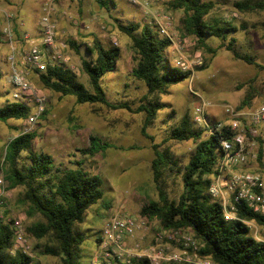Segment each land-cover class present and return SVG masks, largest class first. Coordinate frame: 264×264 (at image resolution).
I'll return each mask as SVG.
<instances>
[{
	"label": "rangeland",
	"instance_id": "obj_1",
	"mask_svg": "<svg viewBox=\"0 0 264 264\" xmlns=\"http://www.w3.org/2000/svg\"><path fill=\"white\" fill-rule=\"evenodd\" d=\"M18 1L0 0V15L14 12L17 15L16 27L22 33L40 31L45 0ZM203 1L213 4L205 21L237 28L226 40L218 36L207 37V43L216 49L215 53L202 47L195 36L186 34L183 27L185 12L181 8H173L170 0H138L137 3L114 0L107 6L102 5L100 0H55L53 19L57 24V39L68 44L65 65L92 90L82 61L83 58L96 56L88 51L94 38L98 37L108 47H118L117 66L103 76L102 84L110 102L125 106L113 108L100 102L79 103L75 96L63 95L45 87L39 79L40 75L30 71L31 83L49 98V102L44 114L31 127L27 118L0 121V178L4 181V185H0V200L4 201L3 212L8 210L9 216L21 218L24 226L45 221L39 213H28L30 204L25 197L26 189L23 185L10 186L7 176L9 166L5 162L8 143L23 132H35L32 150L50 155L57 168L82 167L103 179V198L87 210L82 222L75 225L83 236L81 264H133L143 257L149 258L150 264H189L186 260L175 258L196 260L205 257L200 253L202 243L190 230H167L157 218L140 213L145 203L160 199L153 170L156 157L154 145L167 156L160 184L170 200H179L184 190L185 166L191 160L197 142L194 138L173 139L171 134L186 113L192 118L201 97L214 104L211 112L220 116H223L220 110L222 104L238 106L249 94L254 95L252 106L264 104V0ZM156 15L168 16L175 40L183 42L182 50L175 44L166 50L167 60L179 68L178 62L185 61L190 64V69L183 71H191L189 78L157 96L148 94L146 84L133 76L132 70L136 65L133 41L120 28L122 24L139 22L141 26L149 25L162 35L154 19ZM136 32L140 33V29ZM232 38L236 40L237 50L250 53L259 65L236 58L224 45ZM10 53L9 43L0 29V105L20 102L14 97V87L8 82ZM205 62L208 66L203 69L201 66ZM155 99L161 102V108L146 128L151 138L143 134L146 113L139 107ZM30 106L34 112L35 107ZM92 136L98 137L100 144L108 143L109 147L95 154L89 153L87 148ZM26 154L22 153L20 165ZM257 167L255 163L249 168ZM113 217H132L143 223L135 235H125L118 241L105 234ZM251 222L255 226L248 225L250 235L264 241V227ZM186 236L191 237V241L186 240ZM26 238L32 264H63L62 255L45 251L55 245L52 235L36 238L26 234ZM156 256L158 259L154 260Z\"/></svg>",
	"mask_w": 264,
	"mask_h": 264
},
{
	"label": "trees",
	"instance_id": "obj_2",
	"mask_svg": "<svg viewBox=\"0 0 264 264\" xmlns=\"http://www.w3.org/2000/svg\"><path fill=\"white\" fill-rule=\"evenodd\" d=\"M100 2L107 6L114 0ZM170 5L175 9L184 10L183 27L186 34L195 36L198 43L212 53H215L216 49L208 45V36H218L226 40L230 33L237 30L232 25L205 21V16L213 8L211 2L170 0ZM262 6L264 7V4ZM120 28L132 38L136 53V65L132 74L146 84L148 94L157 96L166 92L170 86L189 78L191 71H183L167 60L165 53L172 45L171 39L161 36L149 25L141 26L139 22L122 24ZM139 29L140 33H137ZM235 41V38H232L224 45L236 58L259 65L254 62L250 53L239 52ZM88 51L96 55L92 59L83 58L82 61L83 71L89 76L92 90L79 81L75 72L65 64L49 66L46 72L40 74L39 79L47 88L63 95L75 96L79 103L100 102L113 108L125 106L110 102L102 84L103 76L117 66L119 48L108 47L96 37ZM207 66L205 62L201 68ZM1 78L0 70V81ZM253 98L254 95L249 94L239 107L252 106ZM160 108L161 102L157 99L147 104L142 103L139 107L140 111L146 113L142 131L147 137L151 136L146 128ZM31 112V106L24 102H7L0 105V121L25 119ZM171 135L173 139L194 138L197 142L193 156L185 166L184 190L178 201L168 198L160 184L167 156L154 145L156 157L153 160V170L159 186L160 199L145 203L140 213L149 218H157L167 230H190L202 243L200 253L219 264H264V241L250 235L249 226L244 221H227L223 206L209 194L210 175L221 154V139L231 138V134L226 132L204 137V131L196 128L190 114L186 113ZM35 137V132L19 134L8 143L5 154V162L9 166L7 176L10 186L23 185L26 189V200L30 204L28 213H39L45 218V221L35 222L31 226L25 225V233L36 238L52 235L55 245L47 247L45 251L62 255L63 264H81L80 245L83 236L75 225L82 222L87 210L103 198V179L98 174H90L82 167L64 170L57 168L50 155L32 150ZM258 140V169L264 170V140L261 137H258ZM108 147V143L100 144L98 137L92 136L87 150L95 154ZM23 152L27 154L20 165ZM4 213L6 219L0 220V264H32V257L16 246L13 217L9 216L8 210ZM238 213L243 220L255 221L264 227V214L254 212L247 204L240 205ZM133 264H150V259L139 258Z\"/></svg>",
	"mask_w": 264,
	"mask_h": 264
},
{
	"label": "built area",
	"instance_id": "obj_3",
	"mask_svg": "<svg viewBox=\"0 0 264 264\" xmlns=\"http://www.w3.org/2000/svg\"><path fill=\"white\" fill-rule=\"evenodd\" d=\"M130 1L138 2V0ZM55 4V0L43 2L44 15L40 21L41 28L38 33L20 32L16 27L17 15L14 12H4V16L0 15L1 35L6 38L11 48L8 57L11 68L8 82L14 87L15 98L35 107V111L31 112L27 118V124L30 127L37 122L40 115L44 114L48 104L45 94L31 83L30 71L40 75L46 72L49 66L62 65L68 60L65 54L68 44L57 39V24L53 19ZM154 19L159 26L161 36L171 39L172 44L182 50L183 42L175 40L170 27L172 25L170 18L156 15ZM178 63L182 70L190 69V64L187 62L179 61ZM213 107L214 104L201 97L192 115L194 126L204 131V137L226 132L231 134V138L221 139V154L210 175L209 194L221 203L227 221L241 220L251 227L255 226L251 221L243 220L238 212L240 205L247 204L254 212L264 214V170L258 167L257 169L249 168L255 163L258 164L260 146L258 137L264 140V104L241 108L239 105L225 103L220 108L223 116L212 113ZM0 185H4L3 178H0ZM3 204L4 201L0 200L1 221L6 219L2 211ZM13 219L16 246L27 253L23 221L21 218L13 217ZM142 223L132 217H113L107 225L105 234L110 239L119 241L125 235H135ZM185 239L191 241V237L186 236ZM157 259L156 256L154 260ZM175 259L186 260L189 264H219L210 257L194 260L178 256Z\"/></svg>",
	"mask_w": 264,
	"mask_h": 264
},
{
	"label": "crops",
	"instance_id": "obj_4",
	"mask_svg": "<svg viewBox=\"0 0 264 264\" xmlns=\"http://www.w3.org/2000/svg\"><path fill=\"white\" fill-rule=\"evenodd\" d=\"M13 1H15V2H17V3L20 2V1H18V0H13ZM16 11H17V10H16ZM20 25H21V24H20ZM19 28H20V26H19ZM20 32H21V31H20ZM38 32H39V31L36 30L34 33H38ZM48 102H49V98H48Z\"/></svg>",
	"mask_w": 264,
	"mask_h": 264
}]
</instances>
